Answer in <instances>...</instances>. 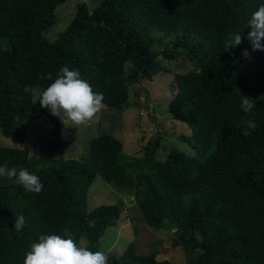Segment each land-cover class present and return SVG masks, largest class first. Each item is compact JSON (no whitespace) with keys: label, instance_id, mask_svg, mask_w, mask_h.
<instances>
[{"label":"trees","instance_id":"obj_1","mask_svg":"<svg viewBox=\"0 0 264 264\" xmlns=\"http://www.w3.org/2000/svg\"><path fill=\"white\" fill-rule=\"evenodd\" d=\"M66 1L0 0V132L24 144L26 122L44 116L55 138L36 154L0 147V166L25 168L43 184L39 194L28 193L0 177V264H24L41 234L70 235L77 244L85 239L86 248L97 251L105 229L122 216L121 203L88 211L87 191L97 176L132 194L147 227L172 231V248L195 252L187 264H264V51H253L247 39V20L264 0L80 3L49 41ZM238 32L242 43L227 49ZM160 58L191 66L174 75L168 108L173 120L189 127L179 139L193 156L172 150L158 161L148 149L141 158L128 157L119 140L103 133L79 160L51 157L63 148V123L34 100V91L51 83L41 73L54 79L65 65L79 70L103 95V106L119 111L128 106L131 83L167 71ZM245 95L253 99L254 116L240 107ZM19 215L26 224L18 232ZM107 264L172 263L158 261L155 252L138 254L131 243Z\"/></svg>","mask_w":264,"mask_h":264},{"label":"rangeland","instance_id":"obj_2","mask_svg":"<svg viewBox=\"0 0 264 264\" xmlns=\"http://www.w3.org/2000/svg\"><path fill=\"white\" fill-rule=\"evenodd\" d=\"M101 1L67 0L57 9V21L47 32L46 38L49 41L56 39L74 17L78 4L84 3L88 8H92ZM160 61L167 71L156 73L151 80L138 84L131 83L128 88L127 107L118 111L108 110L103 106L89 122L79 126L63 124L58 137L63 148L53 152L51 157L79 160L87 155L90 140L103 133H109L119 140L123 145V154L128 157L141 158L148 149L151 154L154 153V158L158 161L166 160L172 150L193 156L195 152L192 147L179 139L180 135H188L189 127L173 120L168 108L176 91L174 75L187 72L191 66L185 60L167 62L160 58ZM38 93L34 91V100L37 99ZM51 124L44 116L27 121L25 124L27 138L24 144L6 138L0 132V147L26 149L31 154H36L40 144L55 139ZM120 203L121 219L105 229L98 242L97 251H103L107 257L120 255L132 243L138 254L155 252L158 261L187 264V258L196 257L195 252L186 256L182 249L170 246L172 231L147 227L137 212L130 192L121 190L113 183H108L97 176L87 191L88 211L101 205ZM78 245L87 247L88 243L81 239Z\"/></svg>","mask_w":264,"mask_h":264},{"label":"clouds","instance_id":"obj_3","mask_svg":"<svg viewBox=\"0 0 264 264\" xmlns=\"http://www.w3.org/2000/svg\"><path fill=\"white\" fill-rule=\"evenodd\" d=\"M249 40L253 51H264V3L258 5L247 20ZM242 43V36L238 33L232 35L228 48H235ZM226 49V50H227ZM242 55L249 57V52L244 50ZM41 80L51 81L47 87L38 93V102L42 108L48 109L52 116L58 117L66 126H79L91 121L103 107V95L95 93L91 85L81 78L79 70L70 66H63L53 79L51 72L41 73ZM240 107L246 115H255L253 99L244 96ZM248 129H254L256 124L252 120L246 121ZM244 135L250 132L245 130ZM0 177L13 181L23 187L25 192L39 194L43 189L39 177L27 169L19 171L14 166H0ZM26 224L23 215L16 217L14 228L19 232ZM90 227L94 224L90 222ZM108 257L103 251H90L79 246L69 235L67 238L57 234H41L31 243L24 257V264H107Z\"/></svg>","mask_w":264,"mask_h":264},{"label":"water","instance_id":"obj_4","mask_svg":"<svg viewBox=\"0 0 264 264\" xmlns=\"http://www.w3.org/2000/svg\"><path fill=\"white\" fill-rule=\"evenodd\" d=\"M262 87H264V86H262ZM136 100L139 101L138 98H136Z\"/></svg>","mask_w":264,"mask_h":264}]
</instances>
